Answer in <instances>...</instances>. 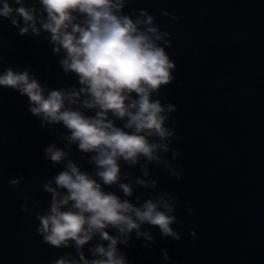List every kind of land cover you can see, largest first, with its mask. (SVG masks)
<instances>
[{
	"label": "water",
	"instance_id": "1",
	"mask_svg": "<svg viewBox=\"0 0 264 264\" xmlns=\"http://www.w3.org/2000/svg\"><path fill=\"white\" fill-rule=\"evenodd\" d=\"M131 8L146 9L171 34L166 51L176 64L174 80L161 88L160 98L177 108L167 126L179 137L170 147L181 153L175 159L171 151L163 154L180 179L150 164L156 189L135 186L131 199L174 196L180 223L172 227L181 239L164 238L145 225L154 243L133 233L128 246L118 247L130 264H228L264 231V0H130L124 11ZM165 10L176 19L162 15ZM62 56L53 55L43 35L20 36L0 18V73L28 68L47 88L68 87L76 81L60 68ZM63 131L40 127L28 112V98L0 87V264H52L68 253L78 259L74 247H52L36 231V215L50 201L42 185L63 167L47 161L44 149L53 141L62 147L56 137ZM72 152L91 171L87 157L82 160L75 146ZM122 170L132 171V179L142 176L139 166L122 162ZM18 177L20 184L8 183ZM106 190L122 196L118 189ZM98 242L97 237L84 246L86 257Z\"/></svg>",
	"mask_w": 264,
	"mask_h": 264
},
{
	"label": "clouds",
	"instance_id": "2",
	"mask_svg": "<svg viewBox=\"0 0 264 264\" xmlns=\"http://www.w3.org/2000/svg\"><path fill=\"white\" fill-rule=\"evenodd\" d=\"M129 3L31 0L29 5L26 0H0V18L9 20L20 36L43 35L53 55L63 52L58 64L76 81L50 89L28 68L7 67L0 73V87L26 96L28 112L40 127L64 129L56 137L63 146L53 141L44 149L47 161L63 167L42 185L50 201L36 215V231L52 247H74L78 259H69L68 253L52 264H130L118 245L128 246L133 233L154 243L145 225L158 228L164 238L181 239L172 227L180 223L174 196L160 192L143 202L131 199L135 186L156 189L158 181L149 178L150 164L163 165L180 179L163 154L171 151L175 159L181 153L170 147L179 137L167 126L177 108L160 98L161 88L174 80L176 64L166 51L172 46L171 34L162 31L146 9L125 12ZM162 15L176 19L166 10ZM73 146L82 160L87 157L91 171L73 159ZM122 162L129 168L139 166L142 176L132 179L133 172L123 171ZM22 179L8 183L15 186ZM106 189H118L122 196ZM22 210L28 211L24 205ZM194 211L189 206V215ZM189 234L196 236L194 230ZM97 237L100 242L89 248L88 258L83 248ZM162 256L171 259L167 250Z\"/></svg>",
	"mask_w": 264,
	"mask_h": 264
}]
</instances>
